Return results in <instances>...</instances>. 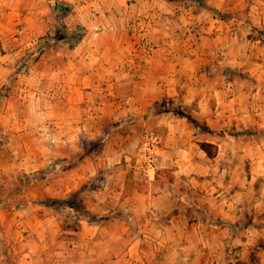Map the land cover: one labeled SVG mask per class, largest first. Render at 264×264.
Masks as SVG:
<instances>
[{"label":"rangeland","instance_id":"374dc122","mask_svg":"<svg viewBox=\"0 0 264 264\" xmlns=\"http://www.w3.org/2000/svg\"><path fill=\"white\" fill-rule=\"evenodd\" d=\"M58 3L70 9L61 19L41 15L34 0H0V264L57 246L82 219L104 226L126 213L109 206L125 196H111L123 182L106 159L130 132L140 139L121 162L129 163L126 195L173 182L170 168L158 169L161 149L191 142L188 213L204 227L191 264H264V0H128L118 21L95 11L93 26ZM61 20L81 24L84 38L29 57ZM91 29L103 33L100 46L82 42ZM109 32L130 47L110 46ZM131 54L140 64L124 63ZM99 55L104 77H81L79 68L94 69L84 61ZM114 68L120 73H108ZM131 68L146 77H130ZM117 106L127 112L112 114ZM203 142L217 147L215 157ZM110 245L117 264L140 263L138 240Z\"/></svg>","mask_w":264,"mask_h":264},{"label":"crops","instance_id":"0c3cea01","mask_svg":"<svg viewBox=\"0 0 264 264\" xmlns=\"http://www.w3.org/2000/svg\"><path fill=\"white\" fill-rule=\"evenodd\" d=\"M34 1L36 6H38L37 4L42 6L37 12L42 13L41 15L44 13L48 15L53 11L52 3L56 0ZM59 1L67 3L72 8L73 15L77 17L80 23L85 25L90 21L89 26L95 25L93 22L97 23L98 19L101 18V16L96 15V12L101 11L102 13L110 14V16L113 15L116 19L115 21H118L119 16L126 13L129 6L128 0H106V3L102 2L103 0ZM86 16H92L93 20H87ZM93 33L95 34L94 42ZM102 34V32H95V30L91 29L88 33L89 37L87 35L82 42L88 44V38H90L91 45L100 46ZM109 34L114 36L110 32ZM103 37L104 35L101 38ZM115 37L109 41L110 46L125 45L131 40L127 39L126 43H121ZM129 45L130 43H127L128 47H130ZM131 55L125 57L124 63H128L130 66H134L136 63L140 64L137 56ZM107 61L101 55L91 56L84 63L94 64V69L89 72V70L86 71L83 68H79L78 70L82 74L81 77L103 78V70H100L96 64H104ZM118 72L120 73L115 68L108 71V73ZM125 73L130 75V77H146V75H143V71H135L132 68L125 71ZM124 111L125 113L127 112L126 108L122 110L121 106H117L113 108L111 113L121 115ZM114 117L116 116L114 115ZM139 139V135L135 132H130L128 135L119 134L118 148L114 151V156L106 159V162L108 160L109 163H114L115 169L113 171L119 174L118 177H121L123 182L122 186L117 184L118 188H114L115 184L113 185L111 196L115 197L118 193H123L125 196L121 201L111 203L109 206H117L119 209L123 208L126 213L121 216L115 213V216L104 221V226L98 222L91 223L87 219H82L79 221L81 223L80 231L63 232L64 238H60L57 241V246L48 244L41 248H31L24 253L26 262L16 264H117L121 261V258L119 253L116 254L118 257H114L115 251L110 245L111 240L115 238L138 240V244L141 246L138 247L136 259L140 262L139 264H191L190 261L193 257L192 238L195 234L201 236L204 232L202 219L188 213L190 212L188 211V203H190L191 193L194 192L193 187L189 183V178L193 171L196 172V169L193 168L197 165L194 161L195 151L191 146L190 140L184 138V141L177 139L172 145L167 144L166 147H162L158 169L170 168L174 175L173 182L168 185L154 184L150 188H146L145 191H133L132 189L129 196L125 193L126 174L130 172L129 163L121 162L123 156H128L125 151L126 147L128 145L136 147ZM114 175L115 173H112L111 177L115 182ZM131 175L133 176V174ZM199 201H203V198ZM105 205L109 208L108 203ZM114 212L115 210L111 213ZM70 233L74 235L73 240H67ZM125 253L129 254L130 250ZM127 260L128 264L130 262L134 264L133 258H127Z\"/></svg>","mask_w":264,"mask_h":264},{"label":"trees","instance_id":"16d2710c","mask_svg":"<svg viewBox=\"0 0 264 264\" xmlns=\"http://www.w3.org/2000/svg\"><path fill=\"white\" fill-rule=\"evenodd\" d=\"M70 9L68 7H61L59 6V3L53 5V11L56 14L57 19L61 17H64L67 15L68 11ZM58 22V21H57ZM60 26V28H59ZM55 26V31H50L47 35L41 37L40 44L33 50L30 51L29 57H37L39 58L42 56V54L49 49V46L53 43H55L57 40L64 41L69 39V37H75L76 43L81 41L84 38L85 35V29L81 24L76 25L74 28H69L65 22L61 20L60 25ZM63 32V35L60 37H57V34L60 32ZM203 150L207 152V154L213 158L217 154V147L215 145L203 142L201 144Z\"/></svg>","mask_w":264,"mask_h":264}]
</instances>
